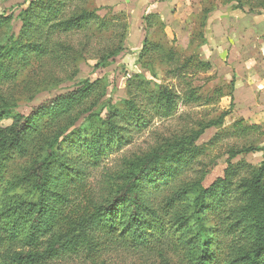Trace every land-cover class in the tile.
<instances>
[{
  "label": "rangeland",
  "instance_id": "1",
  "mask_svg": "<svg viewBox=\"0 0 264 264\" xmlns=\"http://www.w3.org/2000/svg\"><path fill=\"white\" fill-rule=\"evenodd\" d=\"M30 1L37 0H0V16L7 19L0 30L1 46L30 38L21 37L20 19L21 11ZM105 3L104 0H64L58 18L75 17L86 10L94 12L95 19L80 30L61 33L46 28L37 33V40L49 41L48 56L31 55L27 63L15 58L11 66L15 75L0 81V113L9 119L27 116L32 108L76 89L85 81L94 83L96 88L88 101L57 121L53 128L44 125L41 134L29 143L27 154L7 165L6 182L14 184L22 178L33 161L43 155L44 143L63 133L60 148L78 175L76 182L67 188L69 203L60 208L56 230L60 236L97 207L110 203L123 186L126 174L134 170L139 160L190 137L208 124L221 126L204 131L195 143L202 151L193 158L187 157L176 166L178 172L174 178L162 185L158 183L157 190L151 191L148 200L156 204L159 215L150 219L146 228V245H137L117 232L104 229L93 235L94 244H84L74 251L69 249L45 260L44 264H194L197 247L193 246L204 241L213 244V264H229L246 248L245 241L235 238L229 228L234 219L232 212L241 206L238 194H232L218 207L208 200L209 209L201 224L196 221L180 228L170 220L178 215H190L195 182L209 171L206 178L212 177L207 181L213 179L215 172H222L227 166L228 152L264 147V116L257 121V128L251 129L244 114L233 112L230 83L217 77L212 69L206 73L196 66L195 70L190 69L187 60H201L199 48L211 39L212 25L220 14L238 15L239 10L258 9L257 3L207 0L203 4L205 13L186 19L176 15L174 8L158 11L155 7L141 16L138 8H133V1L112 8ZM217 12L219 15L215 17ZM156 86H164L179 97L177 108L169 117L164 118L162 108L150 99ZM126 102L135 104L136 108H126ZM112 109L118 112L112 121L116 124L113 131L116 143L107 147L103 142L105 149L97 157L86 147L68 150L65 142L74 139L70 137L72 132L83 129L79 127L84 125V139L90 140L96 130L105 128L101 123L106 111ZM93 113L95 117L87 119ZM263 158L264 152L237 156L231 162L237 166L233 180L239 175L250 177ZM182 189L190 190L188 198L168 209L166 198ZM27 192L28 189L21 188L15 193L21 198ZM187 239L193 243L184 246ZM21 249L20 243L0 231V264H9L11 254Z\"/></svg>",
  "mask_w": 264,
  "mask_h": 264
},
{
  "label": "trees",
  "instance_id": "2",
  "mask_svg": "<svg viewBox=\"0 0 264 264\" xmlns=\"http://www.w3.org/2000/svg\"><path fill=\"white\" fill-rule=\"evenodd\" d=\"M256 1V0H255ZM240 3L241 0H236ZM64 0H37L30 1L26 9L21 11L22 21L21 37H29L25 42H10L0 45V81L12 78L15 75L11 66L15 58L27 63L31 55L43 58L49 54V41L37 40V33L46 28L67 33L80 30L87 23L95 19V13L83 11L78 16L68 19L58 18L59 6ZM264 4V0L259 3ZM58 5V6H57ZM7 19L0 16V30ZM264 42V37H263ZM189 58L187 66L199 67L205 73L210 71V63L200 59ZM195 61L191 63L192 61ZM233 91V84L229 85ZM96 91L94 83L85 81L76 89L56 96L32 108L27 116L18 115L9 119L0 113V231L8 234L9 238L22 245V249L13 252L9 264H44L45 260L55 258L60 253H67L84 244L95 243L96 232L110 229L121 237L131 240L137 245H146L148 236L146 228L150 219L158 217L159 210L156 204L148 200L151 191H156L158 183L165 184L174 178L180 166L187 157H195V153L202 151L195 145L196 141L210 128H220V124H208L199 131L194 132L186 139L173 142L165 149H160L142 158L135 164L134 170L126 174L124 183L118 193L107 205L99 206L92 214L85 216L79 223L71 226L73 229L67 233L56 235L60 221V208L70 201L67 188L76 182L77 172L71 161L63 156L60 148L63 133L55 136L54 141H47L42 148L43 155L33 161L24 172L22 178L16 183L6 182L7 165L15 158L27 154L29 143L41 134L44 125L53 128L57 121L68 116L76 108L82 106ZM150 99L162 108L164 118L169 117L177 108L179 97L164 86H156ZM109 108V107H103ZM114 108V107H112ZM126 108H136L135 104L126 102ZM115 109L107 110L104 117L105 126L96 130L90 140L86 138L84 125L71 134L74 139L65 142L69 151L86 147L88 152L97 157L101 154L103 142L110 147L116 143L113 131L116 127L112 121L117 117ZM95 114L87 119L92 120ZM224 118V115L222 116ZM223 118H220L222 122ZM10 121L8 125L3 123ZM46 121V123H45ZM107 125V126H106ZM250 129V128H249ZM82 131V132H81ZM60 144V145H59ZM264 152V147H247L228 152L227 166L222 172H215L211 181L207 177L210 173L201 174L194 184V199L190 215L172 217L170 222L186 228L196 221L201 224L207 215L208 200L214 206L224 205L223 202L232 194L241 197V206L232 212L233 218L229 224L230 231L235 238L243 239L246 248L229 264H264V158L260 167L250 177L239 175L233 180L234 167L231 163L237 156ZM26 188L28 192L21 198L15 193L18 189ZM190 190L173 191L166 198L168 209L188 198ZM13 193V194H11ZM77 233V234H75ZM184 232L180 240H184ZM48 237H53L51 240ZM42 239H47L42 243ZM188 246L193 240L187 239ZM212 243L204 241L194 245L196 253L193 254L194 264H213Z\"/></svg>",
  "mask_w": 264,
  "mask_h": 264
},
{
  "label": "crops",
  "instance_id": "3",
  "mask_svg": "<svg viewBox=\"0 0 264 264\" xmlns=\"http://www.w3.org/2000/svg\"><path fill=\"white\" fill-rule=\"evenodd\" d=\"M104 1L105 6L111 8L133 1V8H138L141 16L155 7L158 11L174 8L176 15L186 19L205 13L203 4L207 0ZM255 2L258 9L239 10L238 15L220 14L212 25L211 39L199 48L201 60L210 63V70L233 84V112L244 114L251 129L257 128V121L264 116V4L259 5L261 0ZM217 15L218 12L215 17Z\"/></svg>",
  "mask_w": 264,
  "mask_h": 264
}]
</instances>
